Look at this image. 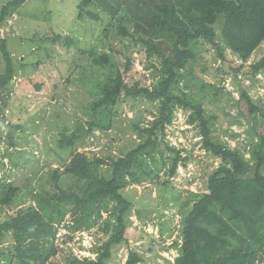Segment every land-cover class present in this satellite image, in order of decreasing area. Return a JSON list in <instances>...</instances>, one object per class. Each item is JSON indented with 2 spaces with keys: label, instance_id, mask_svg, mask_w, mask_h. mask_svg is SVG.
<instances>
[{
  "label": "rangeland",
  "instance_id": "obj_1",
  "mask_svg": "<svg viewBox=\"0 0 264 264\" xmlns=\"http://www.w3.org/2000/svg\"><path fill=\"white\" fill-rule=\"evenodd\" d=\"M12 1L0 0V11ZM126 1V8L131 3L134 8L136 2L139 8L144 1V12L149 15L152 11V0ZM79 2L27 0L6 18V24L0 30L14 66L12 81L0 91V198L8 188H18L10 206L3 207L1 220L13 215L19 205H40L47 217L53 209L55 187L67 190L74 186L75 179L69 175H61L57 183L49 180L51 171L65 164L71 150L57 145L58 135L77 127L82 133L81 140L76 143L77 152L88 151L89 156L95 154L117 159L143 143L132 126L145 127L155 112L154 104L121 97L111 130L88 133V123L94 116L90 111L91 104L109 74L106 67L92 64L88 51L106 53L120 70L125 58L131 55L137 72L135 78L140 79L143 74L145 78L141 80L146 86L155 82L156 74L144 70L138 60L141 44L116 33V25L121 20L134 38H138L128 11L121 8L112 17L89 6L86 9L97 12L100 19L84 17L79 20ZM223 20L221 14L214 24L217 36L221 34L218 26ZM57 35L71 38V47L67 49L62 43L52 41ZM217 43L221 48L219 53L204 42L196 45L199 57L191 67L192 72L184 73L185 77L177 85V93L183 92L187 99L197 101L204 116L211 119L210 133L214 140L228 143L231 148L236 146L244 152L251 128H264V114L244 115L245 103L240 98L247 91L257 104L261 98L264 100V76L260 75L258 78L262 81L257 82L248 71L249 63L264 55V42L247 63L237 60L220 38ZM4 69L5 63L0 56V73ZM218 72H221L222 79ZM174 112L165 137L158 139L155 149L144 150L137 157L135 173L147 174L146 181L141 186L132 184L126 189L128 194L135 192L144 200L143 208L149 207L154 199L153 207L150 210L133 209L130 223L126 225L127 243L115 248L106 264H125L129 250L136 251L141 258L138 264H173L178 254L174 242H181L180 221L193 203L190 192L204 193L208 176L219 164L201 149L198 129L187 123L190 111L185 113L176 109ZM82 146L87 148L82 149ZM169 148L184 150L182 157L190 155L188 163L185 166L179 163L172 177L169 169L175 154ZM147 151L150 154L147 155ZM101 173L108 177L111 170L104 166ZM109 219V215H102L89 231L70 234L65 229L71 224L67 213L57 227L60 230L55 245L60 255L79 256V260L94 259L92 251H87L106 240L108 233L101 228ZM82 238H90V247L83 246ZM11 241L8 236L0 242V264H18L7 253ZM63 261L61 264L68 260Z\"/></svg>",
  "mask_w": 264,
  "mask_h": 264
},
{
  "label": "trees",
  "instance_id": "obj_2",
  "mask_svg": "<svg viewBox=\"0 0 264 264\" xmlns=\"http://www.w3.org/2000/svg\"><path fill=\"white\" fill-rule=\"evenodd\" d=\"M26 1L13 0L2 7L0 30L6 24V18ZM121 1L123 3L119 0H80L77 18L99 20L97 12L86 9L89 6L112 17L121 8L128 11L138 38H134L121 20L116 25V33L141 44L138 60L144 70L154 71L156 78L151 86L143 84V74L136 79L131 55L125 58L120 70L106 53L88 51L93 65L106 67L109 71L98 88L97 99L91 104L90 111L94 116L88 123V133L110 131L121 97H128L155 105V112L145 127L132 126L143 143L117 159H107L92 151V156L88 151L77 152L76 145L82 133L76 126L67 134L58 135L57 145L71 150L65 164L61 168L55 166L51 171L49 180L57 183L61 175H69L75 179L74 186L67 190L55 187L53 209L47 217L40 205L17 206L13 215L0 219V242L8 236L12 238L7 253L18 264H61L63 260H68L65 264H106L112 258L113 250L127 243L126 225L130 223L133 209L150 210L153 207L154 199L149 207L143 208L142 198L135 192H126L128 186H141L146 181L147 174L135 173L137 157L144 150L155 149L158 139L165 137L174 111L182 109L185 113L190 111L187 123L198 129L201 149L219 164L208 176L204 193L190 192L193 203L180 221L181 242H174L178 254L173 264H264V128H251L244 152L236 146L231 148L228 143L211 137V119L204 116L197 101L187 99L183 92L177 93V85L185 77L184 73L192 72L191 67L199 57L195 47L200 42L219 53L221 48L217 40L220 38L237 60L249 62L264 42V0H152L149 15L144 12V1L139 8L137 2L134 8L132 3L126 8L127 1ZM221 14L224 20L218 26L221 34L217 36L214 24ZM52 41L62 43L67 49L72 44L71 38L60 35L53 36ZM5 45L6 39L0 37V56L5 63L4 72L0 73V91L14 77L12 57ZM248 69L255 81H262L257 76H264V55L250 62ZM218 74L222 79L221 72ZM240 98L245 103L244 115L264 114L262 98L257 104L247 91ZM169 149L175 154L169 169L172 177L179 163L182 166L188 163L190 155L182 157L184 150ZM104 166L111 170L108 177L101 173ZM17 192L18 188L10 187L0 198V214L4 206H10ZM67 213L71 224L65 229L70 234L87 232L98 224L102 215H109L110 219L101 228L108 233L106 240L90 250L95 254L94 259L79 260L75 256L60 255L55 245L60 230L57 227ZM140 262L136 251L129 250L125 264Z\"/></svg>",
  "mask_w": 264,
  "mask_h": 264
},
{
  "label": "built area",
  "instance_id": "obj_3",
  "mask_svg": "<svg viewBox=\"0 0 264 264\" xmlns=\"http://www.w3.org/2000/svg\"><path fill=\"white\" fill-rule=\"evenodd\" d=\"M260 75H258L257 76V78L259 77ZM258 79H260V78H258ZM77 239H79V238H77ZM90 239V238H89ZM89 239H85V238H82V244H83V246L84 247H88V245H89V247H90V244H89ZM91 248V247H90ZM84 250H85V248H84ZM83 250V251H84ZM85 252V251H84ZM87 253H89V251H87ZM94 257H95V255H94ZM78 258H79V256H78Z\"/></svg>",
  "mask_w": 264,
  "mask_h": 264
},
{
  "label": "clouds",
  "instance_id": "obj_4",
  "mask_svg": "<svg viewBox=\"0 0 264 264\" xmlns=\"http://www.w3.org/2000/svg\"><path fill=\"white\" fill-rule=\"evenodd\" d=\"M90 249H91V248H89L88 251H90ZM90 252H91V251H90ZM92 254H93V253H92ZM93 255H95V254H93ZM94 258H95V257H94Z\"/></svg>",
  "mask_w": 264,
  "mask_h": 264
}]
</instances>
